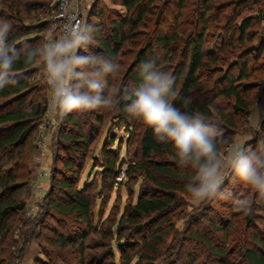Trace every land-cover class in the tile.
Returning <instances> with one entry per match:
<instances>
[{"label":"rangeland","instance_id":"obj_1","mask_svg":"<svg viewBox=\"0 0 264 264\" xmlns=\"http://www.w3.org/2000/svg\"><path fill=\"white\" fill-rule=\"evenodd\" d=\"M224 1L226 0H213L215 9L212 10L213 15L210 19H213L210 21L211 26L208 32L210 35L217 33V38L212 39L213 37L210 36V39L206 40L205 52L218 53L224 36L228 37L231 33L237 35L235 24L242 17L252 15L251 24L246 31L248 39H245L241 46L236 45L235 42L234 55L231 57L226 56V49L220 52L218 64H209L214 72H205L200 79L203 90L194 91L191 97L205 103L213 102L224 113H230L231 99L218 93L222 87L227 86V83L213 85L214 79L228 69L227 73L232 75L234 84L251 87L253 103L250 109L258 101L261 114L264 116V67L260 64L262 60L264 61V19L262 18L264 0H243L242 2L237 0L233 6L223 5L224 7H221L223 11L219 12L216 6ZM155 3L161 12L159 31L162 34L177 35L180 30L178 23L175 22L178 9L176 1L156 0ZM79 10L84 13L85 20L91 24H96L98 21L99 15L92 16L97 10L105 13L108 20H121L126 17V9L121 4V0H79ZM230 14L235 16L228 28L225 20ZM149 18V25L153 27L154 16ZM35 24V19L26 21L30 31L34 30L32 27ZM220 26L223 27H221L222 30L219 29ZM130 42L132 39L124 47L130 51L120 58L122 64L125 62V65H121V71H124L128 63L132 61L133 51L131 49L133 47ZM251 46L261 49L257 60L256 55L252 56L250 53L237 58L238 54L244 51H252L248 49ZM177 48V42L168 48L153 45L159 60L158 66L172 72L175 77L173 87L176 90L179 87L177 76L181 70L178 65ZM244 60L251 68H254V75L250 78L239 79L237 78L238 70ZM232 62H236V65H231ZM34 76H41L40 71L37 70ZM111 86L110 94L114 95L116 87ZM133 87L132 82L127 79L128 91L130 92ZM43 90L45 91V88ZM41 92L43 91L37 93ZM34 94L23 98L24 104H31ZM46 95L49 97L48 89ZM15 106L12 105L9 108H15ZM101 113L104 114L101 125L93 120L88 121L96 128L93 129L94 132L90 130L88 133L89 140L91 139L90 144L81 146L86 149V153L65 148L68 141L60 139L61 135H75L78 127L74 124L63 125L62 122L56 123L54 129L51 130L49 143L44 147L43 152L38 151L36 146L39 129L34 131L27 144L22 147L26 168L20 172L27 171L25 178L28 184L19 191L18 196L24 201L25 207L8 218L11 228L3 239L0 237V264H79V253L71 248L63 249L58 242L60 240L57 239L59 236L66 239L72 236L68 240L76 245L84 242L86 249L83 264H110L112 262L114 264H137L139 261L140 264H245L242 257L243 248L256 247L258 239L264 243V195L252 192L246 185L234 182L228 176L223 185L226 193L224 197L194 204L184 191L186 181L167 178L152 168L148 169V173H142L133 164L134 161L143 162L139 153L143 125L135 120L116 118L110 111L103 110ZM248 113L245 116L236 117L237 124L234 128L224 129V126H221L223 134L228 132L227 135L232 139L230 145L219 152L221 158L226 159V154L231 150L232 144L248 135L246 128ZM215 119L213 121L216 122ZM82 126L87 131V124ZM261 140H264V132H256L244 146L256 147ZM106 149L117 155L118 166L121 169L130 168V171L127 170L116 178L115 182H112L103 172L102 164L107 158ZM81 156L84 159H81ZM153 161L177 171H189L178 168L175 160L169 157L154 158ZM68 164L73 167L67 168ZM77 172L79 179L73 183V187L82 188L87 184L88 190L95 194L92 221L97 230L94 232L88 230L84 221H76L71 216L60 214L50 207L51 197L60 199V195L67 189L61 186L62 181L67 179L73 182ZM152 178L178 187L173 193L172 205L161 214L142 217L137 220L136 225H127L125 220L121 221V216L128 214L130 206L139 196L164 197L169 196L167 192H173L172 190H160ZM33 182L39 184L40 187V200L37 203L32 199L34 193L38 191V186L33 187ZM241 203L244 204L243 208L239 207ZM106 219L113 221V230L117 226L122 227L124 231L122 243L126 244L121 245L116 240L114 231L111 240L100 238L97 232L101 229V232H104L107 226ZM193 232L199 233L198 236L196 235L197 239L192 238ZM201 235L205 236L208 244L203 241ZM103 240L112 248L111 258L107 255L108 248ZM121 247L124 254L130 256L129 263L122 262L119 251ZM135 252H141L154 259L152 261L146 258L139 259Z\"/></svg>","mask_w":264,"mask_h":264},{"label":"trees","instance_id":"obj_2","mask_svg":"<svg viewBox=\"0 0 264 264\" xmlns=\"http://www.w3.org/2000/svg\"><path fill=\"white\" fill-rule=\"evenodd\" d=\"M155 1L156 0H121V4L126 9V17L121 20L109 19V21L105 13L97 10L95 15L93 14L92 16L96 17L99 15L95 25L100 29L101 39L99 41V46L94 50L97 53L103 52L107 57H111L123 65L125 62L122 64L120 58L130 51L126 50L124 47L132 39V42H130L133 47L131 49V51H133L132 61L128 63L124 71L120 72L118 78H109V89L112 87L111 85H115L116 92L119 91L122 97L124 95L123 89L126 88L127 79L132 82L133 86H137L140 83L139 75L136 72V67L140 62L153 60L158 65L159 60L154 52L153 45L156 44L168 48L177 42V51L179 52L178 65L181 67V70L177 76L179 87L177 90L173 87V90L178 93V98L174 103L179 107L181 106L183 98L191 97L194 91L203 90L200 79L205 72H214L209 64H218L220 61L218 60V56L222 50L224 51V49H226V56L231 57L234 55L233 45L235 42L236 45L238 44L241 46L243 41L248 39L246 31L251 24L253 16L248 15L242 17L241 20L235 24L237 35L231 33L228 37L224 36L218 53L210 54L205 52L204 44L207 39H210V36L213 37L212 39L217 38V33H211L210 35L208 32V28L211 26L210 21L213 19H210L213 15L212 10L215 9V7L213 8V0H175L176 7L178 8L175 22L178 23L180 30L177 35L168 33L162 34L159 31L161 12ZM235 1L237 0H226L222 2L221 5L215 6L219 9V12H222L223 8L221 7H224L223 5H225V7L233 6ZM238 1L242 2L243 0ZM54 3L55 0H0V19H5L13 25V29L7 37L8 43L19 48L22 46L23 42L35 45L42 41L51 31ZM150 16H154L153 27L149 25ZM234 16L230 14L226 18L225 22L228 28ZM262 18L264 19L263 14ZM32 19L36 20V24L32 27L34 30L30 31L29 25H26V21ZM222 26H220L219 29L222 30ZM27 36H29L28 39H25ZM259 39H261V37ZM248 49H252V51H244L236 57L239 58L242 57L241 55L243 54L247 55L250 53L252 56L256 55L255 59L257 60V55L260 53L261 49H255L253 46ZM234 64L236 65V62H232L231 65ZM260 64L264 67L263 60ZM35 69L36 68L32 66L22 63L18 64V83L0 90V237H2V239L11 228L10 224H8V218L22 211L25 207L24 201L18 196L19 191L27 187L28 184V180L25 178L27 171H24V173L20 172L22 169L26 168L22 147L27 144L34 131L39 129L44 111L47 107L48 97L46 92L48 88L45 86L41 76H34L37 72ZM227 70L214 79L213 85H220L223 82L227 83V86L222 87L218 93L227 99H231L229 105L230 113H224V111L213 104V102L205 103L193 99L192 105L194 109L203 113L209 119L214 120V118H216V122L220 126H224V129L234 128L237 124L236 117L245 116L253 103V96L250 90L251 87L234 84L232 75L227 73ZM253 75L254 68H251L248 62L244 60L238 70L237 78H250ZM44 88L45 91L43 90ZM39 91L43 92L37 93ZM32 94H34V99L31 100V104H24L23 98ZM125 103L126 101L121 98L118 107L110 112L116 118H126L132 121L125 110ZM12 105H16L15 108H9ZM101 111L103 110L74 112L61 121L63 125L74 124L78 127V129L75 130L76 136L69 134L61 135L60 139L68 141L65 148L86 153V149L81 146H88L90 144L91 139L89 140L90 137L88 133L90 130L96 128L88 121L93 120L98 125H101L104 117ZM81 119H83V121ZM85 123L87 124V131H85V128L83 129L82 126ZM262 128H264V121L262 123ZM227 134H223V139L217 142L219 152L223 148L228 147L232 142V139ZM105 153L107 154V158L102 164L103 172L112 182H115L116 178H118L121 173L127 170L130 171V168L123 170L118 166V157L114 152L106 149ZM139 153L143 162L134 161L133 164L142 171V173H148V169L152 168V170L163 174L167 178L184 181H187L191 175L190 171H177L160 162L153 161L154 158L162 159L169 157L173 160L175 159L172 146L168 143L157 142L150 128L146 129L144 127L143 129ZM81 159H84V157L81 156ZM8 164L10 166H8ZM72 167L73 166L69 164L67 166V168L70 169ZM78 179L79 175L77 172L75 173L73 182H69L67 179L63 180L61 186L67 189L60 195V199L51 197L49 202L50 207L60 214L71 216L76 221H84L88 230L94 232L97 230L95 228L96 225H94L92 221L95 194H93L91 190H88L89 186L87 184L82 188L73 187V183ZM152 181L160 190H172L173 192H167L169 196L164 197L139 196L136 202L130 206L128 214L121 216V221L122 219L125 220L126 224L129 226L136 225L135 223L139 218L149 217L152 214H161L172 205L174 201L173 193L178 187L161 182L156 178H152ZM105 223L107 226L104 232H101L102 229L97 232L100 238L111 240L114 231L116 240L120 242L121 245L126 244L122 243L124 238L122 227L117 226L113 230V221L110 219H106ZM198 234L197 232H193L192 238L197 239L196 235L198 236ZM69 237L72 238V236ZM80 237L82 236L80 235ZM200 237L206 242L205 236L201 235ZM68 238L66 239L59 236L57 239L60 240L58 242L63 249L71 248L72 250H76L79 253V264H83L85 261L84 250L86 249L84 242H80L76 245L71 242V240H68ZM103 243L107 245V255L111 258L113 255L112 248L109 243H105V241ZM206 243L208 244V242ZM119 251L122 262L129 263L131 261L130 256L124 254L122 247L119 248ZM135 253L139 256V259L146 258L150 261L154 259L141 252ZM242 257L244 258L245 264H264V243L258 239V241H256V247H244L242 250ZM110 264H114V262ZM137 264H140V261Z\"/></svg>","mask_w":264,"mask_h":264},{"label":"clouds","instance_id":"obj_3","mask_svg":"<svg viewBox=\"0 0 264 264\" xmlns=\"http://www.w3.org/2000/svg\"><path fill=\"white\" fill-rule=\"evenodd\" d=\"M61 10L67 14L59 18L63 20L60 35L55 34L54 23L38 44L23 42L19 48L7 40L13 25L0 19V90L18 83V64L39 70L49 90L45 119L50 124L74 112L114 110L122 98L129 118L152 129L157 142L170 144L176 166L191 172L184 191L194 204L224 197L228 176L264 195V140L256 147L244 146L252 134L264 132L258 101L247 116L248 135L235 141L223 159L217 144L223 139V128L194 109L190 96L183 98L181 106L175 105L178 93L173 90L172 72L153 60L142 61L136 67L140 83L130 92L123 89L122 97L119 91L110 94L109 78L119 77L121 64L94 51L101 39L100 29L81 19L72 0H61Z\"/></svg>","mask_w":264,"mask_h":264},{"label":"built area","instance_id":"obj_4","mask_svg":"<svg viewBox=\"0 0 264 264\" xmlns=\"http://www.w3.org/2000/svg\"><path fill=\"white\" fill-rule=\"evenodd\" d=\"M72 4L77 6L78 9H79V0H72ZM79 12L81 14V19H85L84 13L81 10H79ZM64 14H67V13L66 12L63 13L62 10H61V0H55V3H54V15L52 17L51 27L55 23V25H56V27L58 29L56 31V33H55L56 35H60V31H59L60 28H61V31L63 30V25H62L63 24V20L59 19V18L61 16H63ZM45 114H46V109L44 111V114H43V117H42V121H41V123L39 125V134H38V138L36 140V146L38 148V151H40V152H43L44 147L48 145L50 137H51V130L54 129L53 127L55 126V124H50L45 119ZM33 187H35V188L37 187V189H38V191H36L34 193V196H32V199L34 200V202L37 203L40 200L39 199V197H40L39 196L40 195V187H39V184H36V182H33Z\"/></svg>","mask_w":264,"mask_h":264}]
</instances>
